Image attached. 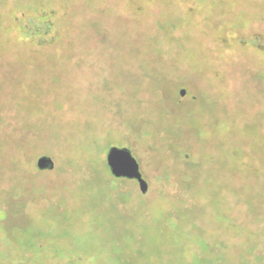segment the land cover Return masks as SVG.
<instances>
[{"label": "rangeland", "instance_id": "1", "mask_svg": "<svg viewBox=\"0 0 264 264\" xmlns=\"http://www.w3.org/2000/svg\"><path fill=\"white\" fill-rule=\"evenodd\" d=\"M0 264H264V0H0Z\"/></svg>", "mask_w": 264, "mask_h": 264}, {"label": "water", "instance_id": "2", "mask_svg": "<svg viewBox=\"0 0 264 264\" xmlns=\"http://www.w3.org/2000/svg\"><path fill=\"white\" fill-rule=\"evenodd\" d=\"M185 94V93H182ZM108 166L113 174L117 178H126L130 180H136L141 186V191L146 193L148 190V184L142 177L140 172V166L137 160L133 157L131 152L125 148H111L107 156ZM38 169L40 170H53L54 162L51 158L42 157L38 160Z\"/></svg>", "mask_w": 264, "mask_h": 264}, {"label": "flooded vegetation", "instance_id": "3", "mask_svg": "<svg viewBox=\"0 0 264 264\" xmlns=\"http://www.w3.org/2000/svg\"><path fill=\"white\" fill-rule=\"evenodd\" d=\"M142 174V173H141ZM142 176H143V174H142ZM120 179V178H119ZM123 179H125V178H123ZM130 180V179H129ZM133 181H136V180H133Z\"/></svg>", "mask_w": 264, "mask_h": 264}]
</instances>
